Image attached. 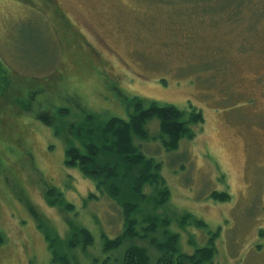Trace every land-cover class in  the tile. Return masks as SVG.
Segmentation results:
<instances>
[{"label": "rangeland", "instance_id": "obj_1", "mask_svg": "<svg viewBox=\"0 0 264 264\" xmlns=\"http://www.w3.org/2000/svg\"><path fill=\"white\" fill-rule=\"evenodd\" d=\"M179 1L0 0L7 78L37 82L10 83L3 99L12 104L0 106L4 137L20 142L24 152L22 159L21 150L14 154L19 159H5L9 173L3 168L0 174V264H57L28 211L65 236L69 216L44 202L50 186L91 230L95 243L87 253L104 259L100 235L120 233V212L105 197L84 204L93 187L64 166L69 133L63 128L55 135L49 127L55 108L77 113L78 100L104 119H126L133 97L195 109L204 120L177 151L163 149L157 120L148 123L150 140L142 143L143 154L161 164L170 190L167 214L186 212L207 225V233L179 231L172 220L181 251L193 254L216 233L211 264H264V46L246 39L240 21L230 24L220 11ZM257 26L264 28V19ZM213 192L230 199L215 202Z\"/></svg>", "mask_w": 264, "mask_h": 264}, {"label": "trees", "instance_id": "obj_2", "mask_svg": "<svg viewBox=\"0 0 264 264\" xmlns=\"http://www.w3.org/2000/svg\"><path fill=\"white\" fill-rule=\"evenodd\" d=\"M195 1L192 4L195 8L203 7L208 13L220 11L227 20L240 21L246 39L250 37L264 46V28L257 26L264 19V0ZM81 43L84 47V43ZM8 74L10 76L0 60V106L6 103L3 97L10 83L16 87L21 86L19 82L37 84L35 80H24L20 76L9 79ZM38 88L42 91L46 89L44 85ZM15 96L16 100H13L19 104L18 96ZM10 104L12 100L6 103L8 106ZM125 107L128 109L126 119H104L102 112L86 107L79 100L77 113L66 108L54 109V117H51L54 127L49 128L53 129L55 135H59L63 128L69 133L63 142L64 166L76 170L93 187V192L87 195L84 204L97 201L100 197L109 199L120 212L122 229L114 238L100 235L105 256L102 261L94 255L90 257L87 251L95 243L91 230L82 224L80 212L65 199L63 192L50 186L44 194V202L69 216L65 236L61 238L38 213L30 212L31 209L28 211L32 219H37V229L52 253L53 260L57 264H84L79 261V257L76 259L74 252H79L87 258L88 264H211L217 253L215 240L211 239L216 233L211 235L206 246L196 249L193 254L181 251L179 231L195 227L206 232L207 225L186 212L179 217L175 212L176 217L172 218L167 214L170 190L161 173V164L147 158L142 152V143L150 140L147 129L150 121H158L159 131L155 135L163 149L174 152L180 146V141L195 138L191 127L204 123L201 112L192 109L187 113L174 106L137 97H133ZM3 129L0 127V174L3 168L9 173L10 167L5 159H19L20 156L15 155L16 152L20 155L18 150L22 149L20 142L12 137H4ZM23 156L22 151L21 159ZM210 198L219 203L230 199L227 193L217 192L211 193ZM172 220L179 228L178 234L176 230L173 232L169 229ZM3 234L4 230L0 227V245L4 242Z\"/></svg>", "mask_w": 264, "mask_h": 264}]
</instances>
